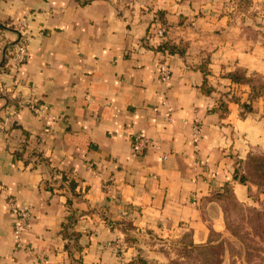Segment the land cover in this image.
<instances>
[{
    "label": "crops",
    "instance_id": "0c3cea01",
    "mask_svg": "<svg viewBox=\"0 0 264 264\" xmlns=\"http://www.w3.org/2000/svg\"><path fill=\"white\" fill-rule=\"evenodd\" d=\"M237 70L264 80V0H0V264H173L230 242L223 188L264 207L233 179L264 154V96ZM8 197L30 209L24 248Z\"/></svg>",
    "mask_w": 264,
    "mask_h": 264
},
{
    "label": "rangeland",
    "instance_id": "374dc122",
    "mask_svg": "<svg viewBox=\"0 0 264 264\" xmlns=\"http://www.w3.org/2000/svg\"><path fill=\"white\" fill-rule=\"evenodd\" d=\"M230 242L213 246L205 251L181 250L175 264H264V207H237L228 205ZM201 262V263H200Z\"/></svg>",
    "mask_w": 264,
    "mask_h": 264
},
{
    "label": "trees",
    "instance_id": "16d2710c",
    "mask_svg": "<svg viewBox=\"0 0 264 264\" xmlns=\"http://www.w3.org/2000/svg\"><path fill=\"white\" fill-rule=\"evenodd\" d=\"M230 79L236 83H245L250 87V100H254L258 97L264 96V80L260 77H250L245 78L242 71L237 70L233 74L229 75ZM223 107V103L219 104V108ZM242 109L244 111H249V105H242ZM233 179L238 181L241 184L250 183L257 187L260 192H264V154H250L247 156L246 160L237 167L234 171ZM72 186V184H71ZM232 201L233 205L239 207L241 204L238 203L229 186H225L223 188V192L219 194V204L223 209L225 224L228 229V220H229V212L228 205ZM229 231V230H228ZM209 246L204 247H190V248H181L179 252L182 250L194 249L198 251H205ZM181 257V256H180ZM179 257V258H180ZM182 259V258H180ZM175 260L172 262L173 264ZM201 263V262H200Z\"/></svg>",
    "mask_w": 264,
    "mask_h": 264
},
{
    "label": "built area",
    "instance_id": "2783aa9c",
    "mask_svg": "<svg viewBox=\"0 0 264 264\" xmlns=\"http://www.w3.org/2000/svg\"><path fill=\"white\" fill-rule=\"evenodd\" d=\"M156 36L162 37L163 36V30L158 29L156 31ZM27 54V40L24 37H20L16 49L13 52V55L11 57V63L12 65H20L26 57ZM170 78V72L167 65L163 64L159 70H158V81L162 84H166L169 81ZM29 109L33 111V113H38L39 108L35 106H29ZM168 114L170 115V109H167ZM1 132V129H0ZM198 126L195 125L193 127V142L195 143L198 139ZM151 142L147 140L142 135H135L132 138L131 143V153L135 156L142 155L145 151H147L149 148H151ZM109 185L105 184L104 188H108ZM3 192V188L0 186V193ZM10 213L13 215V223H12V235L13 239L15 241V244L18 248H24V245L21 241V236L24 232H26L29 229L30 226V209L26 206H18L16 201L12 197H8L6 201Z\"/></svg>",
    "mask_w": 264,
    "mask_h": 264
}]
</instances>
